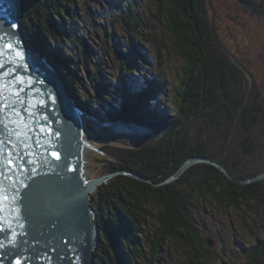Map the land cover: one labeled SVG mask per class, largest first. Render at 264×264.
I'll return each instance as SVG.
<instances>
[{
    "label": "rangeland",
    "instance_id": "obj_1",
    "mask_svg": "<svg viewBox=\"0 0 264 264\" xmlns=\"http://www.w3.org/2000/svg\"><path fill=\"white\" fill-rule=\"evenodd\" d=\"M193 2L194 12L190 15V22L192 24L197 23L196 25L201 28L207 23L209 34L212 31L216 34L221 47L212 48L210 44L205 45L207 44L205 41L201 44L207 46L205 49L209 51L206 52L211 57H213L212 48L215 54L224 56L232 62L235 66L234 71H236V82L234 83L236 95L242 99V111L246 112V115L256 113L258 119L256 123L254 122L251 125L247 124L249 121L246 118V120L236 124L226 122L222 128H219L220 126L217 127L210 122V119H207L206 110L208 108L205 106V109H202V106L198 105L199 114L197 112V117H190V125L186 128V132L189 133L187 144L201 150L206 149V152L209 150L214 154L211 155L219 160L221 159L222 162L225 161L230 169L235 166L234 169L240 168L244 172L263 171L264 0H193ZM37 3L42 4L41 1H37ZM189 3L190 0H78L77 6L71 10L70 16L65 18L67 24L65 30L69 37L67 43H64V40L55 39L52 41L47 39L52 47L46 44L42 48L45 46V49H43L46 52L62 51L65 53L64 45L67 48H72V44L76 47L80 46V38L83 35L86 36L93 51H89L88 63L90 67L82 75L83 79L84 76L88 79L90 86L88 85L87 91L78 92L84 100L89 98L91 94L96 96V89L91 86L92 81L89 80L90 78H95V82L101 81L100 87L102 88L107 84L106 81L110 82L112 85L109 83L108 89L111 93L114 92V97L118 99L121 98L120 89L124 81L132 91H135V86L137 88L143 87L145 79L162 78L165 84L161 88L163 91L159 96L160 102L156 104L161 105V109L181 107L187 113L186 115H190L195 110L194 106H188V103L185 105L183 97L179 95L188 97L190 92H197L200 82L197 81L196 70L188 72L184 78L182 77L184 74L182 66L185 58L177 54L171 47V27L175 30L182 29L184 24L181 17L183 13L181 12L184 4ZM130 10L133 12V17L127 15ZM128 23L136 29L135 33L128 31L126 26ZM26 32L30 44L32 37L27 29ZM91 34L94 38L91 37ZM96 34L98 38L95 36ZM188 34L190 35L189 32ZM210 35L213 37L212 33ZM91 38L95 41H91ZM131 41L136 44L135 47ZM196 41L198 40L196 39ZM197 43L200 44V42ZM39 54L53 66L44 54ZM65 54L68 55L69 53ZM242 57L243 59H241ZM236 58L243 61L246 71L235 64L234 60ZM127 63H131L133 69L123 72L121 67H124V64L128 65ZM98 64H100V67ZM71 66L70 69L74 70ZM210 68L212 67L210 66ZM97 70L98 73L96 74ZM56 71L59 75L57 69ZM129 80L133 82H129ZM79 83L82 87L84 86L81 77ZM63 85L68 91L69 86L64 83ZM182 86H185L186 90ZM88 88L90 89L88 90ZM206 91V96H209L208 89ZM253 107L257 109L251 110ZM151 109L155 111L156 108L152 106ZM82 112L85 114L86 130L96 138L93 145L114 159L106 158L98 152H91L89 162L95 165L91 168L95 172L88 176L90 180L123 170L139 174L130 168L129 164L131 163H135L138 167H144L148 163L151 166V168H148L149 172L156 178L164 177L172 171L171 175L158 183L152 177H146L144 180L135 176L118 174L112 176L106 183L98 185V189L93 194L91 193V198L101 202V208L98 207L99 209L96 211V202L93 203V199H91V205L95 210L96 220L94 219V221L97 223V229L99 210L123 217V211L117 208L114 203V199L120 197L125 201L124 205L126 204L133 209L138 217L136 228L141 230L142 233L138 237L133 236L137 241L139 239L140 253L143 257L141 262L143 264H193L194 261L197 264H264V251L262 252V249H264V212L261 211V207L257 212L254 210L257 206V200L251 197L243 198V201H239L241 205L239 209L234 207L227 209L224 206L219 207L214 199L212 200L209 196L201 194V190L197 188L204 181L203 175L205 173L200 175V172H197L198 169L192 170V167L200 163H209L216 166L208 160H213L218 164L221 163L214 159L197 156L188 158L198 159L189 167L181 170L188 160L186 159L177 170L173 171L176 165L174 160L170 162L169 160H155V156H150L147 158L148 160L143 157L144 160H142L138 158L139 152L143 149L142 147L151 146L152 149L153 146L157 145L158 138L153 135L151 130L140 128L138 125L135 126L132 122L120 121L114 124L101 119L99 121L83 110ZM207 123H209V126ZM105 137L109 138L110 141L128 147L110 144L99 145L101 140H108ZM135 145H139L136 146L139 148L138 151L134 150L137 156L129 153L131 149L129 147H135ZM99 158L102 161H98ZM107 161L110 162L107 163ZM114 161L117 162L115 166L122 167L127 163L129 164L127 168L122 170L103 174L110 170L111 162ZM97 163L99 164L96 165ZM222 166L226 168L224 165ZM227 171L228 173L223 172L228 177L236 179L231 176L228 169ZM263 174L264 171L254 178L237 181L248 184L255 180H264V177L258 178ZM117 176H122L120 179L125 180L127 186H124L123 181H120L119 178L115 182L117 185L114 184ZM133 178L149 183L151 187L135 183ZM169 184H171L170 187ZM158 186L162 187L164 196L162 194L160 197L157 196L159 192L155 188H159ZM142 187H145L148 192H153L155 198H141ZM171 190L174 192L172 195L165 192ZM131 191L137 194V197L134 194L135 200L132 199ZM186 194L190 197V201L188 200L187 204H183L182 201L179 203V197ZM161 197L162 200H160ZM111 198L114 199L111 200ZM178 212L182 213L181 218L183 219L178 220L176 217ZM183 220L185 223L188 222L190 229L182 232L180 223ZM120 238H122L121 235ZM127 238L129 236L122 239ZM111 240L113 241V239ZM134 245L138 247V245ZM104 246H109L108 241L105 240ZM123 264H126L124 260Z\"/></svg>",
    "mask_w": 264,
    "mask_h": 264
},
{
    "label": "water",
    "instance_id": "obj_2",
    "mask_svg": "<svg viewBox=\"0 0 264 264\" xmlns=\"http://www.w3.org/2000/svg\"><path fill=\"white\" fill-rule=\"evenodd\" d=\"M0 65V264H94L91 193L114 175L146 177L123 170L89 179L91 152L114 159L93 145L85 114L28 43L20 0H0ZM106 139L99 145L128 147Z\"/></svg>",
    "mask_w": 264,
    "mask_h": 264
},
{
    "label": "trees",
    "instance_id": "obj_3",
    "mask_svg": "<svg viewBox=\"0 0 264 264\" xmlns=\"http://www.w3.org/2000/svg\"><path fill=\"white\" fill-rule=\"evenodd\" d=\"M21 1L23 5L22 18L23 21L26 20L24 21V24L26 23L25 27L30 36L32 37V46L39 53L44 54L46 57L48 56L47 58L49 62L58 70L63 83L69 86L67 88L69 95L75 100L76 104L85 113H87L91 117H97L99 121L103 120L107 121L108 123L110 122L114 124L120 121L126 123L132 122L135 126L138 125L140 128L149 130L152 129L151 131L153 135L158 138L157 145L153 146L152 149L151 146H146L145 148L142 147L143 149L140 148L142 150L139 152L138 158L142 160H144L143 157L148 160L147 158H149L150 156H155V160L160 159V161L169 160L170 162L174 160L176 161V165L173 171L177 170L178 167L182 165L186 159L191 157H206L218 161L219 163L224 165L229 170L231 176L236 179L228 177L222 170L212 164H197L192 167V170L198 169L197 172H200V175L205 173L203 175L204 181L202 182V184H200V187H197L201 190V194L209 196L210 199L215 200L216 204H218L219 207L224 206L227 209L231 207L239 209L241 207L239 201H243V198L251 197L252 199L257 200V206L254 210L257 212L258 209L261 207V211L264 212V180H255L254 182L252 181L248 184H244L240 181H237L240 179L248 180L251 179V177L254 178L257 176V174L263 172L264 170L244 172V170H241L240 168L234 169L235 166L231 167L230 169L225 161L222 162L221 159H217V157L213 156L214 154L211 153L209 150L207 151V153L205 151L206 149L201 150L198 147L190 146L187 144V136L189 133L186 132V128L188 125H190V117L193 116L195 118L197 117V112L199 114L200 109L197 107L198 105L202 106V109H205V106L206 108H208V110L206 111L208 115L207 119H210V122L214 123L217 127L220 126L219 128H222L226 122L236 124L248 118L247 121L249 122L247 124L251 125L254 122L256 123L258 119L256 113H249L248 115H246V112L242 111V99L239 96L237 97L236 95V88L234 85V83L236 82V71H234L235 66H233L232 62L226 59L224 56L215 54V52L212 51L213 47H210L213 57H211V55H208L207 52L209 50L205 49L207 48V46L205 45H211L212 37L210 34L212 33L213 35L214 32L211 30L212 32L209 34V25L207 23H205L204 26L201 28L196 25L197 23L192 24L190 22V15H192V13L194 12L193 0H190V3L187 5L184 4L182 11L183 15H181L182 23L184 24L182 29L180 28V30H175L171 27V47L177 52V54L183 56L186 61H184L182 66V70L184 72L182 77L184 78L185 74L196 70L197 81L199 80L200 82L197 89L198 93L195 91L190 92L188 97H185V95L183 96L181 94L179 95L183 97L185 105L188 103V106H194L195 111H193L190 115H186L187 113H185V110H183L181 107L175 106L174 108L166 107L164 109H161V105L156 104L157 102H160L159 96L162 94L163 91V89L161 88H163L165 84L162 78L146 79L144 80V82L147 84L144 83L143 87L139 88L135 86V91H132L131 88L127 85V83H125L124 81L120 89V99L114 97V92L111 93L110 89H108V84L110 82L108 83L106 81L107 84H105L102 88L100 87V82H95V78H90L89 80L92 81L91 86L96 89L95 92L97 97L91 94V97L89 96V98H86L84 100L81 97L82 95H80L78 92L82 90L87 91V87L89 85L87 81L88 79H86L85 76L83 79L82 75L83 72L88 70V68L90 67L88 63V60L90 58L89 51H93L91 45L89 44L90 41L86 38V36L83 35L80 38V46L76 47L73 46V44L71 43L72 48H67V46L63 44V47L66 50L65 53L68 52V55L58 50V52H46L44 50L45 48H42V46L46 44L52 47L51 44L47 41V39H51L52 41L55 39L64 40V43H67L69 37L67 36V32L65 30V27L67 26V24L65 23V18L70 16L71 10L77 6L78 0ZM37 1H41L42 4L37 3ZM168 6L170 5L168 4ZM127 15L130 17L134 16L131 10L127 12ZM126 17L124 18L125 23L127 22ZM101 26H103V24H101ZM126 26L130 33L136 32V29H134L133 25H131L130 23H128V25ZM188 32L190 33V35L188 34ZM95 36L97 37V34ZM91 37L94 38L92 34ZM38 38H40L41 40ZM92 38L90 40L94 42L95 40H93ZM196 39L198 41H196ZM204 41L207 44H201V42L204 43ZM197 42H200V44H198ZM136 51L138 52L137 49ZM252 58L251 60H253ZM241 59H243V57ZM241 59L236 58V61L234 60V62L236 65L240 66L244 71H246V66L243 64V61ZM99 65L100 64H98V66ZM70 66L73 67L74 70L72 68L70 69ZM210 66L212 68H210ZM132 69L133 67L131 63H129L128 65L124 64V67H121V70L123 72H127ZM95 73L97 74L98 70ZM80 77L83 80V87L79 83ZM129 82L133 81L129 80ZM182 87L183 89L185 88V86ZM89 89L90 88H88V90ZM207 89L210 94L209 96H206L205 94V92L207 93ZM152 106L156 108L155 111L151 109ZM255 109L257 108L253 107L251 110ZM207 125L209 126V123H207ZM136 146L137 145L131 148L129 153H133L137 156L134 150L138 151L139 148H137ZM98 161H102V159L99 158ZM109 162L110 161H107V163ZM128 164L129 163H127V165ZM115 165H117V162H111L110 170L104 172L103 174L127 168V165H123L122 167ZM129 166L132 170L138 172L140 175L142 174L146 177H152L153 180L157 183L161 182L165 177L171 175L172 173L171 171L167 173L164 177L156 178V176L152 175L149 172L148 168H151V166L148 163H146L144 167H138L135 163H131L129 164ZM121 177L122 176H117L114 181V184H116L115 182ZM133 180L135 183L137 182L151 187V184L141 181L139 179L133 178ZM120 181H123L122 183L124 184V186H127L125 180L120 179ZM170 185L171 184H169L168 186L170 187ZM145 187H142L143 189L140 188L141 198H155L154 193L151 191H146ZM163 189L165 188L163 187ZM155 190L159 192L157 193L158 197H160L161 194L162 196H164L162 187L155 188ZM131 192L133 195L132 199L135 200L134 194L136 197L137 194L134 191ZM165 192H168V194L170 193L171 195L174 193L173 190ZM113 199L114 198H111V200ZM162 199L163 198L161 197L160 200ZM178 200L179 203L180 201H182L183 204H187L190 201V197L187 194L181 195ZM95 202V210L98 211V207L101 208V202L96 201L93 198V203ZM114 203L117 208L123 211L124 215L123 217H118L116 214L112 215L111 213L107 212H104L102 214V210H99L100 213L98 212L97 222L99 233L101 236L97 246V250L95 252L96 263L123 264L124 260L126 264H143L141 262V259L143 257L140 253L141 248L139 245V239L137 238V241L134 237L135 235L136 237H138L139 234L142 233L141 230L136 228V219L138 220V217L136 216V213L133 209L129 208L126 204L124 205L125 201H123L120 197L115 198ZM177 214L178 215L176 217L178 218V220L183 219L181 218L182 213L178 212ZM106 217H108V219H106ZM180 226H182V232L183 230L190 229L188 222L185 223L184 220L181 221ZM118 235H121L122 238H124L125 236H129V238L119 239ZM111 239H113V241ZM105 240L108 241V247L104 246ZM134 244L138 245V247H135ZM263 251L264 249H262V252ZM193 264L197 263L194 261Z\"/></svg>",
    "mask_w": 264,
    "mask_h": 264
},
{
    "label": "bare ground",
    "instance_id": "obj_4",
    "mask_svg": "<svg viewBox=\"0 0 264 264\" xmlns=\"http://www.w3.org/2000/svg\"><path fill=\"white\" fill-rule=\"evenodd\" d=\"M167 2V1H166ZM178 2V1H177ZM42 3V2H41ZM178 4V3H177ZM20 5H21V16L23 15V9H22V1L20 0ZM26 5V4H25ZM102 6V5H101ZM100 7V6H99ZM25 9V8H24ZM164 9V8H163ZM199 9V8H198ZM37 11V10H36ZM177 11V10H176ZM182 13V12H181ZM24 21H26V20H24ZM24 21H22V23H23V25H24ZM30 21V20H29ZM26 24V23H25ZM124 26V25H123ZM89 30V29H88ZM62 33V32H61ZM69 34V33H68ZM34 36V35H33ZM213 37H212V42H211V47H213V48H217V47H221V44H219V42L217 41L218 40V38H217V36H216V34L214 33L213 35H212ZM37 37V36H36ZM44 38V37H43ZM32 39V38H31ZM35 39V38H34ZM38 39H40V38H38ZM41 40V39H40ZM40 40H38V41H40ZM36 41V40H35ZM45 42V41H44ZM162 42V41H161ZM97 43V42H96ZM131 43L133 44V46L135 47L136 46V44H134V42L133 41H131ZM43 44V43H42ZM106 44V43H105ZM162 44V43H161ZM30 45H31V43H30ZM45 47V46H44ZM86 47V46H85ZM123 49V48H122ZM125 49V48H124ZM223 49V48H222ZM143 50V49H142ZM46 51V50H45ZM227 51V50H226ZM42 55V54H41ZM217 55H219V54H217ZM48 57V56H47ZM225 59V58H224ZM236 61V60H235ZM192 63V62H191ZM209 63V62H208ZM226 69V68H225ZM146 76V75H145ZM66 78V77H65ZM148 78V77H147ZM151 79V78H150ZM146 80V79H145ZM101 82V81H100ZM145 84H147V83H145ZM150 84V83H149ZM122 85V84H121ZM146 86V85H145ZM153 91V90H152ZM155 91V90H154ZM151 92V91H150ZM153 93V92H152ZM139 104V103H138ZM138 108V107H137ZM145 109V108H144ZM145 111V110H144ZM195 111V110H194ZM207 111V110H206ZM246 111V110H245ZM247 114V113H246ZM140 115V114H139ZM95 116V115H94ZM97 118V117H96ZM105 119V118H104ZM233 119V118H232ZM252 119V118H251ZM94 122V121H93ZM96 124V123H95ZM86 126V125H85ZM87 127V126H86ZM152 130V129H151ZM249 136V135H248ZM174 142V141H173ZM146 145V144H145ZM138 146V145H137ZM122 170V169H121ZM132 171V170H131ZM142 175V174H141ZM143 176V175H142ZM183 176V175H182ZM98 177V176H97ZM144 177H146V176H144ZM150 178V177H149ZM178 178V177H177ZM252 178V177H251ZM144 179H146V178H144ZM176 179V178H175ZM150 181H152V180H150ZM153 182V181H152ZM254 182V181H253ZM161 184V183H160ZM98 189V188H97ZM149 194V193H148ZM158 195V194H157ZM91 199H93V198H91ZM130 199V198H129ZM130 204V203H129ZM169 209V208H168ZM173 211V210H172ZM104 212H102V214H103ZM142 213V212H141ZM147 215V214H146ZM169 215V214H168ZM169 217V216H168ZM149 218V217H148ZM94 219H95V217H94ZM96 220V219H95ZM141 220V219H140ZM153 220V219H152ZM169 220H170V218H169ZM109 227V226H108ZM120 227V226H119ZM118 227V228H119ZM106 228V227H105ZM161 234H162V232H161ZM124 235V234H123ZM165 235V234H164ZM164 235H161V236H164ZM99 236H101L100 235V233H99ZM113 237V236H112ZM174 238V237H173ZM107 239V238H106ZM99 240H100V237H99ZM177 241V240H176ZM209 241V240H208ZM178 242V241H177ZM182 243V242H181ZM195 243V242H194ZM98 244V243H97ZM183 244V243H182ZM181 244V245H182ZM188 244V243H187ZM190 244V243H189ZM208 244V243H207ZM192 245V244H191ZM200 245V244H199ZM204 246V245H203ZM190 247V246H189ZM193 247V246H192ZM208 249V248H207ZM96 250H97V246L94 248V250H93V259H94V264H97L96 263V258H95V252H96ZM178 250V249H177ZM213 250V249H212ZM211 252V251H210ZM188 254V253H187ZM204 256V255H203ZM99 258V257H98ZM107 258V257H106ZM108 259V258H107ZM109 261V260H108Z\"/></svg>",
    "mask_w": 264,
    "mask_h": 264
},
{
    "label": "snow or ice",
    "instance_id": "obj_5",
    "mask_svg": "<svg viewBox=\"0 0 264 264\" xmlns=\"http://www.w3.org/2000/svg\"><path fill=\"white\" fill-rule=\"evenodd\" d=\"M11 27H12V28H15L16 25L13 23V24H11ZM0 67H2V65H0ZM57 158H59V157H57Z\"/></svg>",
    "mask_w": 264,
    "mask_h": 264
}]
</instances>
